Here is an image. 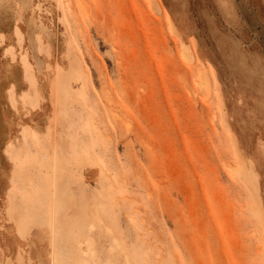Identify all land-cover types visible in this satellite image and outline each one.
I'll list each match as a JSON object with an SVG mask.
<instances>
[{
  "label": "rangeland",
  "instance_id": "374dc122",
  "mask_svg": "<svg viewBox=\"0 0 264 264\" xmlns=\"http://www.w3.org/2000/svg\"><path fill=\"white\" fill-rule=\"evenodd\" d=\"M0 4V264H264V0Z\"/></svg>",
  "mask_w": 264,
  "mask_h": 264
},
{
  "label": "bare ground",
  "instance_id": "6f19581e",
  "mask_svg": "<svg viewBox=\"0 0 264 264\" xmlns=\"http://www.w3.org/2000/svg\"><path fill=\"white\" fill-rule=\"evenodd\" d=\"M2 2V1H1ZM25 2H26V0H25ZM1 5V4H0ZM2 6V5H1ZM4 6H2V8H3ZM1 8V7H0ZM33 8H35V7H33ZM38 8V7H37ZM36 9V8H35ZM3 9H0V13L4 16V17H6L8 20H10L9 19V14H12V12H10L8 9L6 10V12H4V11H2ZM31 11H32V9H31ZM32 14V13H31ZM31 19V18H30ZM38 21V20H37ZM29 22V21H28ZM32 22L34 23V21L32 20ZM31 22V23H32ZM39 22V21H38ZM30 23V22H29ZM39 24H41V23H39ZM38 24V25H39ZM34 25V24H33ZM42 25V24H41ZM40 25V26H41ZM45 28V27H44ZM46 29V28H45ZM34 47V46H33ZM37 59V58H36ZM38 63V62H37ZM0 124L1 125H3V123H2V121H1V119H0ZM0 125V146H1V142H2V140H3V138H6V137H8V135H7V133H8V129H7V126H1ZM10 143H11V146L13 145V146H15L14 145V142L13 141H10ZM1 150H2V148L0 149V152H1ZM22 262V261H21ZM5 263L6 264H13V262L9 259V258H7L6 259V261H5Z\"/></svg>",
  "mask_w": 264,
  "mask_h": 264
},
{
  "label": "crops",
  "instance_id": "0c3cea01",
  "mask_svg": "<svg viewBox=\"0 0 264 264\" xmlns=\"http://www.w3.org/2000/svg\"><path fill=\"white\" fill-rule=\"evenodd\" d=\"M4 17L1 13H0V17ZM3 123V122H2ZM2 144H4V140L2 141ZM6 261V260H5ZM4 264H6L5 262H4ZM14 264V263H13Z\"/></svg>",
  "mask_w": 264,
  "mask_h": 264
}]
</instances>
